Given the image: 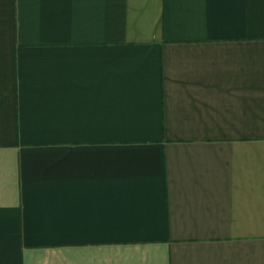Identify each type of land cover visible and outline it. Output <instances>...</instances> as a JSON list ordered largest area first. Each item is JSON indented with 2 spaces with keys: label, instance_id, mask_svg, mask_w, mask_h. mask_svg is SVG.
<instances>
[{
  "label": "crops",
  "instance_id": "crops-1",
  "mask_svg": "<svg viewBox=\"0 0 264 264\" xmlns=\"http://www.w3.org/2000/svg\"><path fill=\"white\" fill-rule=\"evenodd\" d=\"M0 264H264V0H0Z\"/></svg>",
  "mask_w": 264,
  "mask_h": 264
}]
</instances>
